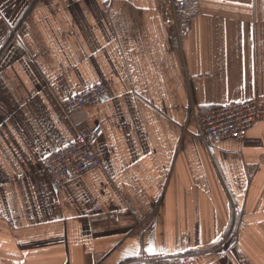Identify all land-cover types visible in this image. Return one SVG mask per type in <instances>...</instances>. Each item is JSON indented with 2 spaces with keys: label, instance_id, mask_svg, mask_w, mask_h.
Instances as JSON below:
<instances>
[{
  "label": "crops",
  "instance_id": "crops-1",
  "mask_svg": "<svg viewBox=\"0 0 264 264\" xmlns=\"http://www.w3.org/2000/svg\"><path fill=\"white\" fill-rule=\"evenodd\" d=\"M198 6L183 36L163 0H0V264H264V120L240 141L199 127L264 107V0ZM79 135L100 167L54 186L41 160Z\"/></svg>",
  "mask_w": 264,
  "mask_h": 264
},
{
  "label": "built area",
  "instance_id": "built-area-1",
  "mask_svg": "<svg viewBox=\"0 0 264 264\" xmlns=\"http://www.w3.org/2000/svg\"><path fill=\"white\" fill-rule=\"evenodd\" d=\"M33 4L36 0H23ZM173 26L183 36L191 30L193 20L199 14L198 0H163ZM17 34V28L10 36ZM105 86L94 85L63 102L66 114L96 105L105 95ZM264 120V107L257 100H243L216 106L199 120L204 137L211 142L222 140L240 141L246 138L251 128ZM42 170L54 186L64 184L100 167L93 142L79 135L72 142L41 160ZM140 264H195L191 252L173 255L145 256Z\"/></svg>",
  "mask_w": 264,
  "mask_h": 264
},
{
  "label": "water",
  "instance_id": "water-1",
  "mask_svg": "<svg viewBox=\"0 0 264 264\" xmlns=\"http://www.w3.org/2000/svg\"><path fill=\"white\" fill-rule=\"evenodd\" d=\"M91 142H92V140H91Z\"/></svg>",
  "mask_w": 264,
  "mask_h": 264
}]
</instances>
